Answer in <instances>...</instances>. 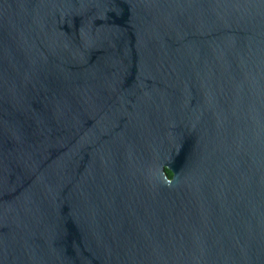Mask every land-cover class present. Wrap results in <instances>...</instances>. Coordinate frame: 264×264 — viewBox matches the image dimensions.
Returning <instances> with one entry per match:
<instances>
[{"label":"water","instance_id":"95a60500","mask_svg":"<svg viewBox=\"0 0 264 264\" xmlns=\"http://www.w3.org/2000/svg\"><path fill=\"white\" fill-rule=\"evenodd\" d=\"M0 264H264V0H0Z\"/></svg>","mask_w":264,"mask_h":264},{"label":"trees","instance_id":"16d2710c","mask_svg":"<svg viewBox=\"0 0 264 264\" xmlns=\"http://www.w3.org/2000/svg\"><path fill=\"white\" fill-rule=\"evenodd\" d=\"M167 173L170 177L172 176V173L170 171H167Z\"/></svg>","mask_w":264,"mask_h":264}]
</instances>
